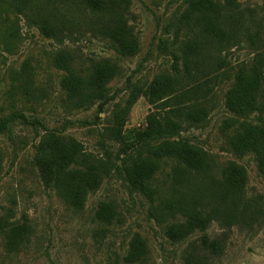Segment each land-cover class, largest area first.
Listing matches in <instances>:
<instances>
[{
  "label": "rangeland",
  "instance_id": "1",
  "mask_svg": "<svg viewBox=\"0 0 264 264\" xmlns=\"http://www.w3.org/2000/svg\"><path fill=\"white\" fill-rule=\"evenodd\" d=\"M50 1L70 18L68 24H57L68 30L59 38L45 36L37 24L0 0V119L22 113L28 120L17 119L9 133L0 134V219L16 222L25 216L31 229L26 245L17 253L7 251L0 230V264H110L121 261L134 235L147 245L144 264H186L185 250L191 243L199 245L201 235L171 242L167 227L182 217L164 212L163 201L184 195L205 198L211 184L201 176H177L176 163L163 160L153 182L158 191L147 197L129 186L121 159L125 155L147 156V147L136 140V133L143 130L146 116L154 108L143 96L129 106L132 93L145 90L159 75H175L177 70L181 74V48L190 41L203 45L204 75L196 82L207 81L213 110L201 124L185 125L177 137L209 154V174L214 178H220L228 162L241 165L246 170L245 198L262 210L255 220L230 227L212 221L206 233L211 239H223L224 249L219 256L209 255L206 264H264V179L255 155H234L221 130L232 116L224 100L234 72L264 49V0H237V11L243 24H248L250 36L221 44L181 22L188 0H126L124 16L139 41L138 52L131 57L117 53L103 34L106 24H95L105 23L107 18L95 17L76 2ZM31 11L57 15L48 0H27L26 12ZM61 54L67 56L68 68L56 65ZM99 61L116 66L106 86L108 100L102 108L99 99L78 107L67 97L61 80L69 70L84 75L92 62ZM192 85L187 81L181 84L182 88ZM126 107L123 137L115 141L109 128L118 122L116 112ZM49 130L59 137L74 138L86 155L103 160L109 157L115 166L100 186L87 194L81 209L69 207L35 164L36 145ZM101 203L115 211L110 224L95 218Z\"/></svg>",
  "mask_w": 264,
  "mask_h": 264
},
{
  "label": "trees",
  "instance_id": "2",
  "mask_svg": "<svg viewBox=\"0 0 264 264\" xmlns=\"http://www.w3.org/2000/svg\"><path fill=\"white\" fill-rule=\"evenodd\" d=\"M26 1L6 0L8 6L14 7L25 18L37 24L45 36L59 38L68 33L67 28L57 25L68 24L70 18L61 12L56 2L48 0V6L57 11V15L50 17L42 13L34 14L33 11L26 12ZM69 1L76 2L84 11L99 19L107 18L105 23L95 24H106L102 28L103 34L112 41L120 56L131 57L138 52L139 41L124 16L123 3L126 0ZM187 2L181 22L197 27L201 36L207 40L221 44L236 41L249 33L248 24H243L237 11V0ZM261 9L264 14V5ZM202 49L203 45L198 41L183 45L181 74L177 70L175 75H159L145 90L136 89L132 93L129 106L139 96H143L154 108L146 116L143 130L136 133V140L147 147V156L125 155L121 159V170L129 186L147 197H153L158 191L153 182L163 160L176 163L175 174L180 173L183 178L189 175L201 176L211 184L205 198L196 195L187 198L184 195L163 201L164 212L172 217H176V214L182 217V221L167 227L166 234L171 242L187 240L198 233L201 235L199 245L191 243L185 250L186 264H206L209 255L219 256L223 252L224 240L211 239L206 233L212 221H223L225 226L230 227L245 223L248 219L255 220L262 211L257 204L245 198L246 170L241 165L228 162L222 168L220 178H214L209 174V154L177 137L185 125L201 124L213 110L207 81L196 82L204 75L200 59ZM66 58L64 54L58 56L56 65L68 68ZM115 73L116 66L112 63L92 62L84 75L69 70L63 76L61 86L67 97L76 102V106L99 99L102 108L108 100L106 86ZM184 81L192 82L193 85L182 88ZM224 105L232 115L223 122L221 128L227 149L238 157L253 153L257 170L264 179V49L234 72ZM128 108L116 112L118 122L109 128V134L115 141L123 137ZM17 119L28 121L22 113L1 118L0 134L9 133ZM2 161L0 152V170ZM34 161L45 175L46 183L73 209H81L87 194L95 191L115 167L109 157L103 160L86 155L82 145L74 138L59 137L54 130L47 131L40 138ZM114 216L113 208L105 203H101L95 213L96 220L104 224H110ZM0 230L10 253H17L26 245L31 231L25 216L22 221L16 222L0 219ZM147 255L145 241L139 235H134L121 261L110 264H144Z\"/></svg>",
  "mask_w": 264,
  "mask_h": 264
}]
</instances>
